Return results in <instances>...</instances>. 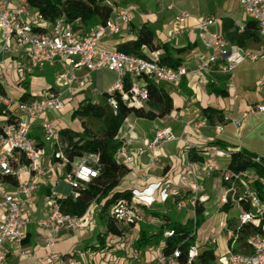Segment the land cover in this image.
I'll return each mask as SVG.
<instances>
[{
  "label": "built area",
  "instance_id": "built-area-1",
  "mask_svg": "<svg viewBox=\"0 0 264 264\" xmlns=\"http://www.w3.org/2000/svg\"><path fill=\"white\" fill-rule=\"evenodd\" d=\"M163 2V0H156ZM240 10L246 17L255 23L260 41V51L251 53L240 46L229 42L219 31L212 27L218 22L214 15H207L198 19L197 37L207 51L198 63L188 68L184 65L171 67L160 62L159 50L149 51L147 57H140L117 50H106L100 47L99 42L113 35H120L130 30V25L138 10L134 6L117 8L110 0L106 3L112 8L109 19L104 24L85 25L80 18L68 20L60 16L52 22L36 12L32 23L21 18L26 14L27 0H20L15 9L7 8V0H0V31L2 45L0 47V88L3 84V67L19 76L31 75L35 70L43 69L46 65H58L59 73L55 85L42 89L37 97L15 101L16 113L14 117L3 115L0 111V264H4L8 249L16 248L20 254L24 228L31 223L28 214V204L38 190L37 179L51 172L54 168L61 169L70 164V170L64 174V181L70 188L69 197L78 198L87 184L99 175V155L89 152L78 159L69 162L64 154L66 143L59 139V129L54 119H45L40 123L41 137L36 139L32 132V121L46 111H60L66 104L67 97L74 93L88 89L101 95L88 86L91 74L104 70L115 74L114 83L105 91L108 95L107 103L113 113L118 109V97L128 107L145 108L149 100L147 82L155 86H169L179 89L183 80L189 77L190 82L202 90L217 81L212 74L226 77L225 86L229 91V98L234 102L237 91L234 82L236 66L245 59L256 60L264 52V0H236ZM190 14L180 10L175 16V22L182 24ZM43 28L44 31H35ZM244 25L238 26V32L243 31ZM20 49L23 56L5 65L1 57L11 45ZM83 71L82 74H78ZM264 84V74L259 79ZM0 101L12 104V101L0 93ZM13 103V104H14ZM192 102H185L181 113H186ZM258 111H264V106H256ZM180 113L170 112L158 116L153 120L152 137L137 148L136 153L148 154L147 170L161 163V148L164 143L176 139L171 128L166 125L167 119L179 120ZM231 120V118H229ZM206 119L195 120L186 124L195 135H201L200 129ZM237 124V121H234ZM214 131L219 133L223 126L216 123ZM191 134L185 132L182 138L189 145ZM45 143L54 145L52 162L42 166L41 159L47 154ZM231 151L219 146H213L212 152L201 161L186 160L183 171L178 174V184L165 177L163 184V199L166 195L173 196L177 210L191 206L195 221V206L204 205L205 211L212 205H206L212 198L206 194L204 181L218 178L219 201L215 207L223 204L235 205L240 211L237 222L253 221L258 224L264 217V200L259 197L252 182L257 178L256 168L245 171H233L228 168L225 160ZM117 158L128 165L130 170L140 171L142 178L146 177V169H142L133 162L129 142L121 144L117 150ZM217 159L224 160L219 163ZM264 171V160L259 156L252 158ZM161 182V183H162ZM168 193V194H167ZM60 197L54 192L46 196L47 213L36 222L49 230L46 245L50 248L45 264L58 262L59 264H75L73 254L62 256L54 251L53 246L59 231L76 230L84 225L85 213L81 216L64 213L60 206ZM165 200V199H164ZM244 205L248 208L245 209ZM205 213V212H204ZM109 215L115 223L123 226H132L142 221L139 211L133 202L125 198L117 199L109 210ZM219 228L228 231L226 250L216 258L213 264H264V231L248 235L245 245L234 251L238 245L237 235L229 230L227 221H220ZM264 230V226H263ZM174 234L173 229L163 231L164 237ZM217 243V238L209 237L206 244ZM145 251L154 253L153 264H194L199 246L191 245L187 249L186 261L179 263L181 251L178 248L170 252L163 251L162 244L147 245ZM141 249L134 248L130 252V264H140Z\"/></svg>",
  "mask_w": 264,
  "mask_h": 264
},
{
  "label": "crops",
  "instance_id": "crops-1",
  "mask_svg": "<svg viewBox=\"0 0 264 264\" xmlns=\"http://www.w3.org/2000/svg\"><path fill=\"white\" fill-rule=\"evenodd\" d=\"M114 7L124 8L134 6L138 10L135 18L131 22L130 30L124 31L120 35L107 36L99 42V46L106 50H114L117 43L127 39L134 38L132 27L145 24L154 33V42L157 44L166 43L170 55L173 59L179 60V65H184L188 68L194 67L198 61L207 55V51L202 46L197 37L198 19L207 15H214L218 22L212 27L213 31H219L222 36V19L230 18L236 27L244 25L248 19L246 15L240 10L237 1L233 0L230 4L223 6L224 10L220 15L215 13L211 2L204 0V5H200L197 0H163L158 2L156 0H110ZM20 0H7V8L15 9ZM205 6V7H204ZM4 8V5H0ZM187 11L190 16L182 24L175 22V16L178 11ZM26 14H22L21 18L27 22L32 23L36 11L26 4ZM2 45V34L0 31V47ZM243 50L251 53H258L260 51V41L258 35L253 39L247 41ZM163 54L161 49H158ZM148 54V50H144ZM23 53L20 49L11 45L8 51L2 54L5 65L13 60L20 59ZM79 71L78 74H82ZM110 72V71H109ZM4 82L1 85L3 96L9 98L12 104H6L0 101V111L3 115L14 117L17 112L15 109V101L25 100L37 97L39 92L47 87L55 85L56 77L59 73L58 65L44 67L40 70H35L31 75L19 76L18 74L9 71L3 67L2 70ZM54 74L55 80L46 85V80L50 78L49 75ZM113 73V72H112ZM264 74V52L256 60L245 59L239 63L234 71V82L238 98L232 102L229 98V91L225 86L226 77L218 74H212L216 79L217 87L224 89L225 96H216L207 90H202L190 82L189 77H186L180 88L166 87V91L171 96L173 102V109L171 112L180 113L179 120L174 121L167 119L168 125L176 139L167 141L161 148V163L154 165L148 170V154L144 152L137 154L138 147L143 146L152 137L153 120L139 118L134 116L135 120H148L151 127L147 130L134 131V123H124L120 126L116 139L121 142H129L130 151L133 154V162L137 163L142 169H146V177L142 178L140 171L129 170V172L121 179H126L128 185L120 188L116 187L117 191L128 189L131 191V201L133 203L142 204L146 206H153L155 204L161 205L163 200V189L161 186L162 180L169 176L170 180L178 184V174L183 171L186 160L190 159L194 154L202 156L205 159L212 152L213 146H219L225 150L243 149L249 153H253L259 157H264V111H258L256 106H264V84H259L260 77ZM115 76V74H114ZM92 79H90L88 86H91ZM110 84L106 89H108ZM214 85V84H213ZM33 86V87H32ZM94 89V88H92ZM106 91V90H105ZM104 92V91H102ZM101 92V93H102ZM81 93V92H80ZM73 96L81 97L79 93ZM70 97L66 99L67 101ZM191 101L192 105L186 113H181L185 102ZM14 103V104H13ZM65 105V107H66ZM210 106L220 109L223 114V121L219 122L214 116L210 121L207 115L203 112V108ZM64 107V108H65ZM62 110H65V109ZM144 109H148L146 106ZM46 111L33 119L32 132L36 139H40L41 130L40 123L45 119H54L59 130L69 129L66 125H62L59 121L63 115H70L69 111ZM128 118V116H127ZM127 118L124 119L127 120ZM231 118V120L229 119ZM206 119L205 125L201 127V135H195L186 124L194 122L195 120ZM234 121H237L235 124ZM221 123L223 129L221 132L214 131V124ZM137 124V123H136ZM191 134L189 136V145L182 138L183 133ZM47 154L41 159L42 166H47L52 162V152L54 145L45 143ZM190 156V157H189ZM117 158V155H116ZM121 162L120 159L117 158ZM219 163H224V160L217 159ZM200 161V160H196ZM226 162V160H225ZM66 167L61 169L54 168L51 172H47L39 179H37L38 190L36 195L30 200L28 204V214L31 217L29 223L23 230V237L21 243V250L24 254H20L16 248L8 249L4 264H45V259L50 248L46 245V239L49 230L40 226L36 221L47 213L46 196L50 191H54L60 199H65L69 196L70 188L64 181V174ZM120 180V182H121ZM119 182V183H120ZM206 194L209 192L210 198H214L219 194L220 187L218 178L204 181ZM208 203V202H207ZM207 206L210 204H206ZM215 207H209L205 213L204 218L210 216L211 210ZM110 207L106 212L101 211V204L97 201H92L85 210L84 225L76 230H60L56 236L53 249L62 256L69 254L74 255L75 264H112L113 257L110 252H104L99 248L100 242L103 240L105 227L100 225L101 218L109 215ZM216 210V209H215ZM2 210H0V217ZM201 228V227H200ZM199 228V229H200ZM135 230V226L129 228ZM201 230V229H200ZM124 233V232H123ZM122 233V235H123ZM122 237V236H121ZM120 237V238H121ZM118 239L106 236L104 238L105 245L108 246V241L117 242ZM87 240L88 244L83 245ZM157 244H160V241ZM120 245V244H118ZM124 249V246L122 247ZM134 246L125 248L126 256L118 257L117 263L114 264H130V252ZM154 253L143 250L140 264H153ZM127 258V259H126ZM217 258V256H216ZM52 264H59L57 261Z\"/></svg>",
  "mask_w": 264,
  "mask_h": 264
},
{
  "label": "trees",
  "instance_id": "trees-1",
  "mask_svg": "<svg viewBox=\"0 0 264 264\" xmlns=\"http://www.w3.org/2000/svg\"><path fill=\"white\" fill-rule=\"evenodd\" d=\"M107 0H27L30 8L40 13L44 20L48 22L54 21L60 16H65L68 20L80 18L85 25L104 24L112 13V8L106 3ZM134 32V38L127 39L117 43L114 50L133 54L140 57H147L144 50L153 51L161 49L163 54L160 56V62L164 65L177 67L179 60H175L170 55V50L166 43L157 44L154 42L153 31L145 24L137 25L131 29ZM35 31H44L43 28ZM222 33L224 37L231 43L240 47H244L245 43L257 36L255 23L247 19L244 24V29L238 32V27L230 18L222 19ZM149 91V100L147 103L148 109L128 107L118 97V109L113 113H107L106 108L100 101H92L85 96L84 90L78 91L81 96L77 108L72 110L71 117H88L105 119L106 125L101 130L99 135L86 133L85 136H80L76 132L68 129L59 130V139L61 143H66L64 154L69 162H72L86 153L93 152L99 155V175L93 178L81 192L80 196L73 200L71 197L60 199L61 210L64 213L81 216L84 214L86 208L92 201H97L101 204V211L104 213L107 209L119 198H125L128 201L131 199V191L128 189L117 191L120 180L129 172L127 164L120 162L116 158L118 148L121 142L116 139L119 128L127 118L132 114L139 118L153 120L158 116L169 114L173 109V102L171 96L166 91L164 86H155L150 81L147 82ZM209 91L216 96H225L226 93L223 88L217 87L213 84L209 85ZM81 92V93H80ZM0 93L3 94L0 89ZM74 93V94H76ZM101 100L108 105L106 92H102ZM66 105V104H65ZM65 107V106H64ZM109 107V105H108ZM203 112L207 118L212 121L213 116L219 121H223V114L220 109L207 106L203 108ZM257 155L249 153L243 149L231 151L230 156L226 159V164L229 169L239 172L250 168H256L257 178L253 180L252 185L257 191L261 199L264 198V171L253 162L252 158ZM190 157V156H189ZM264 160V157H261ZM190 160H203L202 156L193 155ZM66 169L70 170V164H66ZM134 207L139 211L142 217V228L139 235L141 247L151 244L154 236H158L162 244L163 251L170 252L178 248L181 251L179 263L186 261L187 249L194 244L195 232L197 227L201 225L205 218V208L202 203L195 206L196 225L195 231L191 232L188 227V222L182 223L179 219H173L169 216L172 212L167 213L160 208L154 206H146L142 204L133 203ZM173 207L175 202L172 200ZM232 205L223 204L219 210H226ZM176 208V207H174ZM247 209L248 206L244 205ZM154 221V227L159 231L152 235H147L146 231L151 227ZM264 226V217L256 224L253 221L246 223H239L237 221L228 220L227 227L236 233L238 245L233 249L240 250L245 245V239L248 235L256 232H262ZM166 229H173L174 234L170 237H164L163 231ZM103 240L100 242L99 248L104 250V238L106 236L118 239L122 236L123 229L119 227L111 216H108L105 227ZM216 260L214 250L211 245L200 247L198 255L193 262L194 264H213Z\"/></svg>",
  "mask_w": 264,
  "mask_h": 264
},
{
  "label": "rangeland",
  "instance_id": "rangeland-1",
  "mask_svg": "<svg viewBox=\"0 0 264 264\" xmlns=\"http://www.w3.org/2000/svg\"><path fill=\"white\" fill-rule=\"evenodd\" d=\"M201 7L202 5H204V0H197ZM207 2H211V4L213 5V10H215V13L220 15L221 12L224 10L223 6L227 5V4H231L233 2V0H206ZM205 7V6H204ZM47 67V65L45 66ZM50 78L48 80H46V85H50V83L54 82V74L51 73V75H49ZM91 79L93 80L91 83V86L89 85V87L94 88L98 93H101L102 91L107 90L106 88L110 85L114 83L115 80V76L114 73L109 72L107 70L101 71V72H94L91 74ZM33 87V86H32ZM85 96L88 99H91L92 101H100V103H102L104 105V107L107 110V113H110V107H108V105H106L104 103V100H101V97L99 94H95L94 92H91V90L85 89L84 90ZM79 102V97L76 96H70L69 100L67 101V105L64 108L65 110H62L61 112H67L69 111V116L67 115H63V117L59 120L61 122L62 125H66L70 130L73 132H76L78 135L80 136H85L86 133H90L91 134H95V135H99L101 133V130L105 127L106 125V120L105 119H97V118H88V117H71V112L72 110H74L75 108H77ZM110 108V109H109ZM134 116L132 114L128 115L127 120L123 121L121 125H123L124 123H130L131 121H134ZM136 123H134V131L138 132L141 130H147L151 127V123L148 120H142V119H138L135 120ZM162 153V152H161ZM128 182L126 179L121 180V182L119 183L120 188L128 185ZM163 184V182L161 183V185ZM168 194V193H167ZM209 194V192L207 193ZM213 195H215L214 198L211 199V201H209L208 203L210 205H216V203L219 201V195H216V193ZM165 201L161 204H155L153 205L155 208H160L161 210H163L164 212H172L169 214V216L173 219H179L182 223H186L188 222V227L191 230V232L195 231L196 225L194 224V219H193V212L191 210V206L187 205L184 209L181 210H177L174 205L172 204V200H173V196L171 195H166L165 196ZM163 199V200H164ZM264 200V198H263ZM206 203V204H208ZM210 212V216H208L207 219L204 220V222L199 225L197 227V231L195 232V239H194V244L198 245L199 248L200 247H205L206 246V241L207 239H209V237H215L217 238V243L211 245V247L214 250V254L215 256L219 257L220 255H222L224 253V251L226 250V239L228 237V231L226 229H222L219 228V222L220 221H228V220H232V221H236L237 218L239 217L240 211H238V209L235 207V205H232L231 207H229L226 210H211ZM107 219L108 216L105 215L101 218L100 221V225H103L104 227H106L107 224ZM153 221V220H152ZM142 222V221H141ZM135 223L132 225L135 226V230H131L129 229L131 226H123V235L120 238V240H118L117 242L113 243L110 241H108V246H106V248L103 250L104 252H110V254L112 256H118V257H122L123 255L126 256L125 253V248L131 246H134L135 248L141 249V251L143 252V250H145V247H141V242L143 241H139V235L141 232V228H142V223ZM151 227H149L146 231L147 235H154L155 233H159V231L156 229V227H154V221L153 223L150 225ZM201 227V228H200ZM201 230H200V229ZM159 237L158 236H154L153 239L150 241L151 244H156L158 243ZM144 243V242H143ZM88 244V241L85 240L83 242V245ZM120 244V245H118ZM209 245V244H207ZM124 246V249L122 248ZM237 246V245H236ZM235 246V247H236ZM134 249V248H132ZM142 256V254H141ZM118 257L114 258L113 257V263L115 262L117 263ZM127 259V258H126ZM154 259V257H153Z\"/></svg>",
  "mask_w": 264,
  "mask_h": 264
}]
</instances>
